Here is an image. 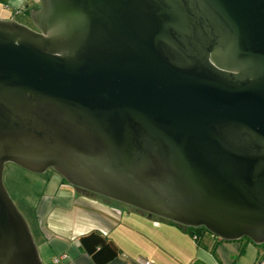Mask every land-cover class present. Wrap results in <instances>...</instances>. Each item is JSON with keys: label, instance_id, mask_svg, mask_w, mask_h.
<instances>
[{"label": "water", "instance_id": "95a60500", "mask_svg": "<svg viewBox=\"0 0 264 264\" xmlns=\"http://www.w3.org/2000/svg\"><path fill=\"white\" fill-rule=\"evenodd\" d=\"M39 1L0 18V264H43L9 162L263 244L264 0Z\"/></svg>", "mask_w": 264, "mask_h": 264}, {"label": "crops", "instance_id": "0c3cea01", "mask_svg": "<svg viewBox=\"0 0 264 264\" xmlns=\"http://www.w3.org/2000/svg\"><path fill=\"white\" fill-rule=\"evenodd\" d=\"M37 5L0 0V18L29 17L26 10ZM15 191L43 264H254L264 255L244 238L226 241L205 232L197 242L176 224L81 191L55 172Z\"/></svg>", "mask_w": 264, "mask_h": 264}, {"label": "rangeland", "instance_id": "374dc122", "mask_svg": "<svg viewBox=\"0 0 264 264\" xmlns=\"http://www.w3.org/2000/svg\"><path fill=\"white\" fill-rule=\"evenodd\" d=\"M33 2H38V5H40L39 0H33ZM17 20L19 22L25 24V25H28V26L32 27L31 20L27 16L26 17H23L21 15L17 16ZM53 173L54 172H53L52 169H47L44 173L37 174V173L30 172V171L22 168L21 166L15 164V163L9 162V163L6 164L5 172H4L5 184H6L7 188H8V190H9L10 194L12 195L13 199L15 200L16 204L18 205V207L22 211L23 215L27 219H28V216H27V214L25 212V209L22 206V202L20 201V197H19L18 193H16L15 190H18V191L22 190L23 191V189L25 190L30 185H32V183L33 184L39 183L40 179L42 177H47V176H49V175H51ZM27 185H29V186H27ZM122 205H125V204H122ZM257 246L260 247L261 250L264 252V243L263 244H258ZM262 255L263 254H261V256Z\"/></svg>", "mask_w": 264, "mask_h": 264}, {"label": "trees", "instance_id": "16d2710c", "mask_svg": "<svg viewBox=\"0 0 264 264\" xmlns=\"http://www.w3.org/2000/svg\"><path fill=\"white\" fill-rule=\"evenodd\" d=\"M38 6H39V5H38ZM38 6H36V7H38ZM29 10H30V9L26 10L28 16H29ZM62 179H63V178H62ZM63 180H64V179H63ZM64 181L66 182V180H64ZM77 189H79V188H77ZM79 190L84 191V192H87V193L92 194V195H97V194H94V193H92V192H88V191H85V190H82V189H79ZM97 196H99V195H97ZM101 197H102V196H101ZM103 198H105V197H103ZM139 211H141V210H139ZM141 212H143V211H141ZM143 213H145V212H143ZM145 214H147V213H145ZM151 216H154V215H151ZM154 217H156V218H158V219H162V220L169 221V222H171V223H173V224H176V225L182 227V228H183L184 230H186L191 236H195V240H196L197 242L200 241V237H201V235H202L203 233H205V232H209L205 227H202V226H200V227H188V226H183V225H180V224H178V223H176V222H173V221H170V220H167V219H163V218H160V217H157V216H154ZM209 233H210V232H209ZM244 239H246L247 241L251 242L250 239H248V238H246V237H244Z\"/></svg>", "mask_w": 264, "mask_h": 264}, {"label": "built area", "instance_id": "2783aa9c", "mask_svg": "<svg viewBox=\"0 0 264 264\" xmlns=\"http://www.w3.org/2000/svg\"><path fill=\"white\" fill-rule=\"evenodd\" d=\"M193 238L195 239V236H193ZM65 257H66L65 255L55 257V258H54V262H55V263H58V262L60 261V259L65 258ZM254 264H264V255H263V257H261L260 259L256 260V261L254 262Z\"/></svg>", "mask_w": 264, "mask_h": 264}]
</instances>
